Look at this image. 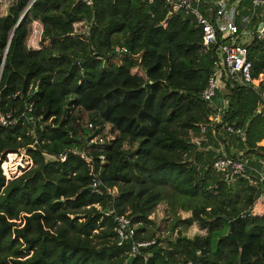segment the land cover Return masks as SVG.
<instances>
[{"label":"trees","instance_id":"trees-1","mask_svg":"<svg viewBox=\"0 0 264 264\" xmlns=\"http://www.w3.org/2000/svg\"><path fill=\"white\" fill-rule=\"evenodd\" d=\"M31 1L12 0L0 16V115L19 117L0 125V164L20 150L33 162L11 180L0 168V264H264V183L211 169L221 146L252 166L264 159V40L247 50L252 76L262 79L226 81L209 105L201 92L216 49L202 48L184 10L158 0H34L14 28ZM34 21L42 25L38 49L27 45ZM80 21L88 31L76 35ZM84 114L94 135L108 124L116 137L91 144ZM213 114L220 121L202 134ZM81 153L96 168L105 159L98 192ZM161 203L173 215L171 232L196 222L206 234L156 237L149 215ZM109 210L131 219L136 240L155 241L131 263L130 242L117 245Z\"/></svg>","mask_w":264,"mask_h":264},{"label":"built area","instance_id":"built-area-1","mask_svg":"<svg viewBox=\"0 0 264 264\" xmlns=\"http://www.w3.org/2000/svg\"><path fill=\"white\" fill-rule=\"evenodd\" d=\"M85 5L90 6L92 0H81ZM155 0H148L149 3ZM168 6L172 12L184 10L186 14L191 15L195 19L197 27L201 33V45L203 49L215 48L217 56L212 62V71L207 79L205 88L201 92V98L209 105H213V99L217 91L221 89L226 81H232L238 85L256 86L262 79V74L258 78H254L251 73L252 63L247 57V50L253 41L264 40V0H250V9H247L246 14L242 13V9L238 8L234 0H158ZM203 10L207 13L204 14ZM82 25V31H78V27ZM73 33L79 35L88 31V26L84 21L73 24ZM118 51L125 52L126 49L116 48ZM262 98V97H261ZM262 106V104H261ZM20 116V115H19ZM19 117L13 116L11 113L0 115V125L3 127L12 125L18 121ZM210 122L201 126L200 131L205 133L206 127L213 122H219V115L213 114L209 116ZM89 133L91 132V144L103 145L109 139H105L100 134L94 135L95 128L89 124ZM225 131L230 136L244 138L245 132L240 127L226 125ZM264 143V142H263ZM242 156L240 152L238 154ZM48 160L55 159L54 156L46 155ZM91 169L93 176L91 188L94 191H99L101 185L99 172L101 165L105 163L103 156H100V166L94 167L93 161L89 157H85L81 153ZM63 160L64 157H61ZM2 163H5L3 161ZM4 170L3 164L1 165ZM211 169L215 173H219L229 181L234 178H242L249 183L254 182L251 177L257 174L259 182L264 181V159L258 160V166H248V159L238 158L233 159L227 157L224 152L217 155L213 160ZM262 170L263 172H261ZM4 173V172H3ZM2 173V174H3ZM4 175V174H3ZM12 178L8 177L7 180ZM264 183V182H263ZM115 194V190L111 191ZM106 216L112 215L115 223V235L117 245H122L125 242H130V254L134 257L139 255L141 248H145L155 243L154 240H136V225L132 223L127 215H120L109 210L105 213ZM145 258V257H144Z\"/></svg>","mask_w":264,"mask_h":264},{"label":"rangeland","instance_id":"rangeland-1","mask_svg":"<svg viewBox=\"0 0 264 264\" xmlns=\"http://www.w3.org/2000/svg\"><path fill=\"white\" fill-rule=\"evenodd\" d=\"M12 0H0V16L6 14V11L8 7L11 5ZM83 26L80 25L78 27V31H82ZM41 32H42V25L38 21H34L31 25L30 28V34L27 40V45L29 48L32 49H38L41 46ZM31 44L33 46H31ZM44 45H49V40L44 41ZM116 63H119L118 60H115ZM133 72H138L141 74V72L138 69H133ZM81 124V127L83 128H89V119L86 114H84L79 122ZM102 137H105V139H113L116 137V131H113L111 126L106 124L105 129H103L102 134L100 133ZM203 137L202 136H193L191 137V141L199 144L202 141ZM260 145H264L263 141H261ZM125 149H133L134 146H128L127 144L124 145ZM221 151L224 152L223 147L221 146ZM9 154H14L15 158L13 160H9ZM225 154V153H224ZM244 159H248L245 156H243ZM4 161V160H3ZM2 161V162H3ZM0 164V168L2 173L4 174L6 180L8 177L10 178H15L23 173L27 172L29 169L33 167V162L29 158V156L25 153V150H20L17 153H8L5 156V162ZM3 164L4 170L1 167ZM248 166H252L249 164L248 161ZM263 172L262 170H260ZM258 176L257 174H253V177L251 179L254 182H251V184L254 185H259L260 183H263L264 181L259 182V177L258 179L255 178ZM177 217L184 219V218H189L191 216L190 211H183V210H178ZM149 219L151 220V224L149 225L150 229L154 232L156 237L162 239L164 237H170L176 236L178 232L181 234L185 235L186 237L192 238L195 235H205L206 231L204 229H201L199 225L196 222H193L190 226L184 228L183 226H179L176 229L171 232V224L173 222V215L169 211L167 203H161L158 204L155 209L150 213Z\"/></svg>","mask_w":264,"mask_h":264},{"label":"water","instance_id":"water-1","mask_svg":"<svg viewBox=\"0 0 264 264\" xmlns=\"http://www.w3.org/2000/svg\"><path fill=\"white\" fill-rule=\"evenodd\" d=\"M33 1H34V0H32V1L28 4V6L25 8V10L22 12V14H21V16H20L19 20L17 21V23H16V25H15L14 28H16V27L18 26V24L20 23V21L24 18L26 12H27L28 9L30 8V6H31V4H32ZM167 18H168V17H167ZM114 52L117 53V52H119V51H118V50H115ZM75 64H77V61H76V60H73V61H72V65H75ZM129 154H130V152H129ZM228 236H229L230 238H232V235H231L230 232H229ZM133 259H134V256H133V255H130L129 258H128V263H131V261H132Z\"/></svg>","mask_w":264,"mask_h":264},{"label":"crops","instance_id":"crops-1","mask_svg":"<svg viewBox=\"0 0 264 264\" xmlns=\"http://www.w3.org/2000/svg\"><path fill=\"white\" fill-rule=\"evenodd\" d=\"M236 1L238 8L242 9V13L246 14L247 9H250V0H234ZM31 46H33L31 44Z\"/></svg>","mask_w":264,"mask_h":264},{"label":"bare ground","instance_id":"bare-ground-1","mask_svg":"<svg viewBox=\"0 0 264 264\" xmlns=\"http://www.w3.org/2000/svg\"><path fill=\"white\" fill-rule=\"evenodd\" d=\"M15 158V155L14 154H9V160H13ZM6 163V162H5Z\"/></svg>","mask_w":264,"mask_h":264}]
</instances>
